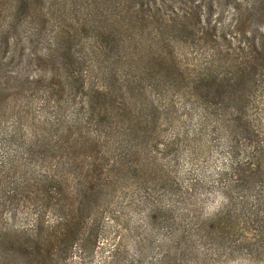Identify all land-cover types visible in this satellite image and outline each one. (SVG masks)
Wrapping results in <instances>:
<instances>
[{
	"label": "trees",
	"instance_id": "16d2710c",
	"mask_svg": "<svg viewBox=\"0 0 264 264\" xmlns=\"http://www.w3.org/2000/svg\"><path fill=\"white\" fill-rule=\"evenodd\" d=\"M187 1L0 0V108L4 109L0 127L3 116L15 118L8 136L12 141H6L21 142V130L32 121L35 103L33 92L19 82H9L15 77L2 75L8 66L40 68L37 81L47 82L41 110L53 117L45 127L28 124L32 139L23 150L27 161L37 164V174L12 168L6 171L0 166L1 264H63L61 255L67 254L72 246L70 238L77 232L68 233L71 214L66 200L56 196L70 176L83 186L82 205L88 207L91 193L103 197L104 188L145 184L154 175L153 134L161 123L172 126L173 92L189 86L178 82L177 68L171 62L173 35L188 31L191 20L192 27L193 22H200V13L193 17L177 8L182 4L186 7ZM219 68L214 72L207 69L198 77L209 75L212 79ZM240 79L217 85L224 116L230 102H235L227 122L231 128L228 144L236 156L239 135L249 132L241 103L238 105L244 86ZM11 83L13 92H9ZM191 85L201 95L199 89L205 82ZM199 104L201 118L213 120L210 103ZM90 134L98 142L87 155L84 140ZM258 150L246 148V161L238 155L225 175H232L237 182L254 177L261 166L256 162L261 153ZM18 188L28 191V201H35L39 194L47 197L46 204L61 213L60 220L48 224L39 213L36 229L9 231L3 224L4 213L18 200ZM80 220L77 225L83 224L82 231L89 220ZM179 256L178 251L174 258L154 264H178Z\"/></svg>",
	"mask_w": 264,
	"mask_h": 264
},
{
	"label": "rangeland",
	"instance_id": "374dc122",
	"mask_svg": "<svg viewBox=\"0 0 264 264\" xmlns=\"http://www.w3.org/2000/svg\"><path fill=\"white\" fill-rule=\"evenodd\" d=\"M187 2L186 7L177 8L193 17L200 13V22L192 27L191 20L188 31L173 35L171 62L178 82L189 86L173 92L172 126L161 123L153 134L154 175L145 184L104 188L103 197L91 193L88 207L82 205L83 186L70 176L56 196L66 200L71 214L68 233L77 232L70 238L67 254L61 255L63 264H154L174 258L178 251V264H264V0ZM217 66L221 68L212 79L198 77ZM40 71L39 67L21 70L13 64L2 74L15 77L9 82H19L35 99L33 118L21 130V142H7L12 141L8 136L15 118L2 117L0 166L6 171L12 168L30 175L39 171L37 164L27 161L23 146L32 139L28 124L45 127L53 118L41 110L47 82L37 81ZM239 77L244 86L238 105L249 132L238 137V155L246 161V148L259 149V159L257 153L254 160L261 166L254 177L237 182L225 175L238 158L228 144L227 120L232 118L235 102H230L224 116L217 85L234 83ZM195 81L205 82L201 95L192 88ZM9 87L13 92L14 83ZM200 102L210 103L213 120L201 118ZM70 117L68 112L67 120ZM84 141L86 154H91L98 139L90 134ZM18 196L4 213L3 224L9 231L36 229L39 213L48 224L60 220L61 213L46 204L43 194L35 201H28V191L20 190ZM81 218L89 220L82 231L83 224L77 225Z\"/></svg>",
	"mask_w": 264,
	"mask_h": 264
}]
</instances>
